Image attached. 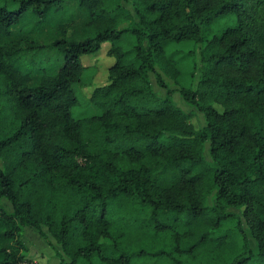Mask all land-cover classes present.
<instances>
[{
	"label": "trees",
	"instance_id": "obj_1",
	"mask_svg": "<svg viewBox=\"0 0 264 264\" xmlns=\"http://www.w3.org/2000/svg\"><path fill=\"white\" fill-rule=\"evenodd\" d=\"M6 1L17 7H0V264H31L27 227L51 245L47 228L60 264H131L104 253L120 241L109 215L127 206L189 258L175 264H264V0H78L75 17L60 0ZM47 26L63 57L49 75L23 63ZM184 41L200 50L197 87L179 90L204 115L199 130L163 79L180 77L166 47ZM107 42V81L83 82L82 57ZM77 85L101 114L74 117Z\"/></svg>",
	"mask_w": 264,
	"mask_h": 264
},
{
	"label": "rangeland",
	"instance_id": "obj_2",
	"mask_svg": "<svg viewBox=\"0 0 264 264\" xmlns=\"http://www.w3.org/2000/svg\"><path fill=\"white\" fill-rule=\"evenodd\" d=\"M120 1L126 8L132 10L131 0ZM60 3L65 6L64 9L71 16L75 17V15H78V0H60ZM3 6H7L12 10L17 7L10 1L0 0V7ZM56 15L57 13L54 12L50 16V19H55ZM62 15L65 17L64 13H62ZM77 21L78 22L76 24L80 26L83 20L82 18H78ZM33 24H35V22ZM218 26H220V24H218ZM128 27L129 24H124L120 28L126 29ZM216 28L217 26H214L212 31L215 32ZM51 32L55 31L49 26L44 29L43 44L45 45V49L40 53L32 54V57H27L23 62L25 65L30 66L32 71L36 69H44L43 73L46 72V74L49 75L54 71H57L63 65L62 55L58 51L51 48L48 44ZM132 41L133 38L130 36L124 38L120 43L123 50L127 52L131 51ZM111 45L112 44L110 42L104 43L98 57H93V59L89 56L82 57L83 64L86 65L87 63V65L90 64L91 66V69L84 73L82 78L83 82L88 81L91 76H94V83L97 84H104L107 81L108 65H111L115 59L110 57L105 58L103 56L111 48ZM166 52L169 57L177 61L178 67L181 70V75L177 81L163 76L164 82L170 89L174 90L175 94L173 95V98L176 104L183 111L191 115V123L194 127L197 130L202 129L206 126L204 115L196 108L188 105L179 93L181 88L195 89L197 87L201 75L200 50L196 47L194 42L184 41L181 43H169L166 47ZM131 58L132 57L130 55V59ZM39 77L41 76L39 75ZM151 79L155 92L160 97L165 98L167 91L158 86L154 74H151ZM75 95L78 98V105L73 109V115L76 119L101 114V111L92 106V104L88 101L87 97L90 95L88 90H82L80 86L77 85L75 87ZM209 151L210 142H207L205 144V158L208 162L211 161ZM209 204H213V198L209 199ZM2 206L8 213L13 212L12 205L8 202V200L3 199ZM231 211L241 214V211L239 210L232 209ZM149 214V210L142 208L138 210L137 208H133L131 206L111 212L109 217L114 224L113 231L119 235L120 241L118 242L117 251H113L110 247H105L104 253L110 258H119L123 254L130 255L132 256L131 264H175V260H189V258L181 257L180 254L173 252L172 249L174 243L170 241L172 238L169 236V233L166 235H158L154 228L148 227L145 224V219L146 217L148 218ZM153 226H155V224ZM43 232L48 235L51 245H49L46 240L40 236L39 232L35 228L27 227L24 229L22 241L29 249L28 256L31 264H60V254L65 257L60 245H58L57 242L48 234L47 228H43ZM252 244L255 247V243L252 242ZM91 263L107 264L106 262L100 261L97 256ZM77 264L90 263L84 259H80Z\"/></svg>",
	"mask_w": 264,
	"mask_h": 264
},
{
	"label": "crops",
	"instance_id": "obj_3",
	"mask_svg": "<svg viewBox=\"0 0 264 264\" xmlns=\"http://www.w3.org/2000/svg\"><path fill=\"white\" fill-rule=\"evenodd\" d=\"M66 259V257H64Z\"/></svg>",
	"mask_w": 264,
	"mask_h": 264
}]
</instances>
